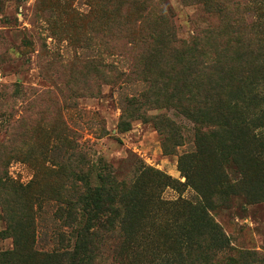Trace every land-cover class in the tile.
<instances>
[{"label":"rangeland","instance_id":"1","mask_svg":"<svg viewBox=\"0 0 264 264\" xmlns=\"http://www.w3.org/2000/svg\"><path fill=\"white\" fill-rule=\"evenodd\" d=\"M256 32L264 0H0V231L10 210L29 250L72 248L87 220L79 204L107 177L105 188L135 184L177 205L153 209L143 242L139 232L122 248L119 225L99 232L96 264H264V187L251 195L229 165L214 185L206 175L190 183L197 125L160 90L176 58L146 53L158 33L182 46ZM149 169L170 181L143 177ZM12 248L2 234L0 252Z\"/></svg>","mask_w":264,"mask_h":264},{"label":"trees","instance_id":"2","mask_svg":"<svg viewBox=\"0 0 264 264\" xmlns=\"http://www.w3.org/2000/svg\"><path fill=\"white\" fill-rule=\"evenodd\" d=\"M176 42V38L158 33L148 44L146 53L154 50V55L159 56L168 52L176 58V61H170L176 74L167 78L160 90L169 92L168 99L176 101L175 107L191 112L190 120L197 125L194 133L196 151L193 154L197 162L193 166V174L187 175L190 183L194 184L206 175L207 182L214 185L216 168L229 165L240 174L243 172V180L249 193L261 198L259 188L264 187L263 32H256L247 42L245 37H229V40H225L211 34L191 37L182 46L176 45ZM113 75L119 77L118 74ZM159 75L167 76L163 71ZM152 76L146 78L154 80L155 84L160 83L159 79ZM158 97L166 100L161 95ZM159 104V100L149 103L156 107ZM149 105L144 103L138 109ZM248 161H258L260 166L252 170ZM93 167L91 166L92 169ZM105 171L103 169V176L106 175ZM147 173L142 174L143 177H154L158 180L159 176L163 181H170V178L151 169ZM76 174L75 182L87 176L81 169ZM251 176L252 182H249ZM103 181L105 182L100 188L88 190L93 194L85 197L79 204L87 213V220L84 228L78 232L72 248L40 255L29 250L22 230H19L13 219L12 215L15 213L8 210L4 219L9 226L0 231V236L5 233L9 235L13 239V248L0 252V264H96L95 245L90 241L99 237L100 233L101 236L112 233L116 230V225H119L120 232L124 234L122 248L134 243V237L139 232L141 237L138 239L143 242L149 238L146 236V225L149 228L156 218L153 209L177 205V202H161L151 191L141 192L146 187L142 189L134 184L133 189L124 183L109 182L108 188H105L107 177ZM137 181L140 182V178ZM152 182L155 184L153 180ZM151 186L147 185L149 188ZM148 217L152 219H147ZM203 219L207 225L212 223L205 215ZM144 220L146 224L141 223ZM95 226L98 229L91 232L90 229ZM61 241H64L63 235ZM207 244H210L209 239ZM148 245L152 246L151 239ZM193 260L198 262L200 258Z\"/></svg>","mask_w":264,"mask_h":264}]
</instances>
